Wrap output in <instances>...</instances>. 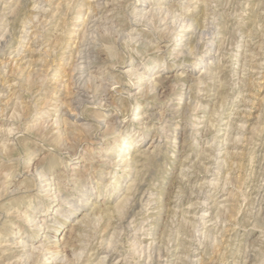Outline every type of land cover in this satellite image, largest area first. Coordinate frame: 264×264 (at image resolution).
<instances>
[{
    "label": "rangeland",
    "instance_id": "1",
    "mask_svg": "<svg viewBox=\"0 0 264 264\" xmlns=\"http://www.w3.org/2000/svg\"><path fill=\"white\" fill-rule=\"evenodd\" d=\"M0 264H264V0H0Z\"/></svg>",
    "mask_w": 264,
    "mask_h": 264
},
{
    "label": "bare ground",
    "instance_id": "2",
    "mask_svg": "<svg viewBox=\"0 0 264 264\" xmlns=\"http://www.w3.org/2000/svg\"><path fill=\"white\" fill-rule=\"evenodd\" d=\"M94 8V7H93ZM94 11H97V10H94ZM88 14H89V12H88ZM92 14H95V12H93ZM85 24V23H84ZM197 25V24H196ZM204 26V25H203ZM87 27V26H86ZM200 27V26H199ZM84 31V30H83ZM83 41V40H82ZM79 46V45H78ZM80 48V47H79ZM77 50V49H76ZM75 69H76V66H75ZM83 70V69H82ZM107 74V73H106ZM104 91V90H103ZM76 92V91H75ZM108 92V91H107ZM85 92H83L79 87H78V90H77V92H76V95L77 96H79V97H85V94H84ZM104 93V92H103ZM105 94H107L106 92H105ZM104 94V95H105ZM103 95V96H104ZM95 96V95H94ZM82 99V98H81ZM185 114V113H184ZM68 115V114H67ZM260 204V203H259ZM42 246V245H41ZM42 249V248H41Z\"/></svg>",
    "mask_w": 264,
    "mask_h": 264
}]
</instances>
